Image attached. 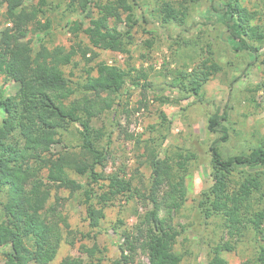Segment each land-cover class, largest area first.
<instances>
[{
  "label": "trees",
  "instance_id": "1",
  "mask_svg": "<svg viewBox=\"0 0 264 264\" xmlns=\"http://www.w3.org/2000/svg\"><path fill=\"white\" fill-rule=\"evenodd\" d=\"M208 1V13H219L229 45L234 49L243 45L264 64V22L259 10L248 7L243 0ZM63 3V14H82L89 25L83 28L82 19L69 22L74 42L69 47L55 46L49 54L41 53L47 46L41 42L39 51L34 49L33 41L49 32L52 20L47 13ZM134 4L129 0H38L30 4L27 0H0V25L8 23L0 29V78L18 84L14 94L0 89V192L4 194L0 247L11 242V249L1 253L6 264H49L64 240L73 244L64 211L67 198L59 194L61 190L83 197L91 229L99 227L104 208L114 198L139 195L151 207L140 216L133 231L121 232L120 261L128 263L137 248L146 254L148 264H180L183 259L184 252L175 246L184 229L179 230L173 218L186 200L184 171L193 153L180 150L175 161L168 155L160 157L159 149L166 138L162 131L170 129L161 122L156 137L141 140L127 135L136 145L143 144L140 164L150 170L147 192L118 172L105 173L109 135L93 121L122 93L131 80V71L102 60L87 65L82 80L73 81L63 70L68 64L78 65L75 56L88 64L91 59L87 54L92 47L128 53L131 30L140 18L148 20L146 13L150 20L156 14L161 27L188 32L186 3L162 1L153 13L142 10L139 17ZM122 22L125 29L118 27ZM204 22L193 20L192 26L200 28ZM79 32L87 37L88 44L78 39ZM146 44L151 47L152 41ZM221 70L220 63L209 55L190 71L177 70L172 82L158 90H170L182 100L194 96L202 101L203 86ZM255 88L264 90V83ZM226 116V109L210 114L207 130L215 132ZM74 126L76 143L54 152L55 140L72 133ZM227 138L228 133L223 132L208 146L212 184L200 193L196 203L197 214L212 219L221 232L208 244L205 264H228L222 252L236 249L238 243L252 248L240 264H264V145L261 142L246 154L224 157L218 144ZM75 172L84 180L73 177L71 173ZM79 248L89 258L84 264H98L94 256L101 250L95 242L91 247L83 244ZM60 264L79 263L66 257Z\"/></svg>",
  "mask_w": 264,
  "mask_h": 264
},
{
  "label": "rangeland",
  "instance_id": "2",
  "mask_svg": "<svg viewBox=\"0 0 264 264\" xmlns=\"http://www.w3.org/2000/svg\"><path fill=\"white\" fill-rule=\"evenodd\" d=\"M129 1L136 3L135 14L139 17L142 10L153 13L166 0ZM168 1L177 5L187 4L188 32L178 33L176 28L171 27L169 30L161 27L156 14L150 20L146 13L148 20L144 22L140 18L139 24L131 30L132 43L128 46V53L104 50L89 44L93 50L87 54L91 59L88 64L80 56H75L78 65L68 64L63 66V70L73 81L82 80L87 65H95L102 60L131 71V80L128 79L122 93L93 121L95 126H103L109 135L105 173L118 172L125 178H131L132 184L139 190L147 192L145 190L150 179V170L140 164L143 160V144L141 147L136 145V141L129 140L127 135L133 134L141 140L156 137L159 135L161 122L168 124L170 129L167 132L162 131L166 133V138L159 149L160 157L168 155L175 161L176 153L180 150L193 153L194 158L187 163L184 171L186 200L180 212L173 218L177 228L181 231L184 229L175 247L184 252L180 264H205L208 244L217 240L221 233L212 219L205 220L196 212L200 193L210 187L213 179L208 146L223 132L228 133V138L219 142L218 146L224 157L246 154L250 147L261 142L264 145V90L255 88L264 83V64L260 63V58L255 60L254 53L243 45L239 44L237 50L229 45L225 30L218 20L219 13H208V0L195 3L185 0ZM37 2L38 0H27L29 4ZM243 2L248 7L259 10L263 23L264 0ZM64 7L63 3L48 11L47 15L52 20L51 28L47 34H40L42 39L35 37L34 49L40 48L39 51H42L41 42L47 46L41 52L45 54H49L55 46L69 47L75 40L69 29V22L82 19L83 28L89 25L88 18L82 14H63ZM193 20L205 21V24L200 28L194 24L192 26ZM7 24L0 25V29ZM118 27L125 29V22L119 23ZM78 39L88 44L83 32H79ZM147 40L152 41L151 47L147 46ZM261 52H264V46ZM209 55L220 63L222 70L203 86L202 101L194 96L182 100L170 90H158L165 83L172 82L177 70L190 71ZM148 83L153 87L144 86ZM17 87L18 84L13 80L0 78V89L7 94H14ZM225 109L226 120L220 122L215 132H209L208 116L215 111L222 113ZM2 116L0 111V119ZM71 132L55 140L52 147L54 152L61 150L66 144L76 143V126L72 127ZM81 171L82 167L79 168V172ZM71 175L78 180H84L80 173ZM96 190L101 191L97 188ZM59 194L67 198L64 211L68 214L72 230L69 239L73 244L64 240L49 264H60L66 257L79 264L87 263L89 258L79 247L83 244L91 247L94 242L101 250L94 256V260L99 259L98 264H124L120 261L121 232L133 231L140 216L151 207L150 204L137 194L129 198L118 196L104 208V218L100 220L99 227L91 229L86 220L83 197L80 194L70 195L65 190H61ZM3 200L4 194L0 192V220ZM9 249L11 242L0 247V264H6L1 253ZM251 251V246L238 243L236 249L224 251L222 256L227 259L228 264H240L250 256ZM126 264H148L147 256L137 248Z\"/></svg>",
  "mask_w": 264,
  "mask_h": 264
}]
</instances>
